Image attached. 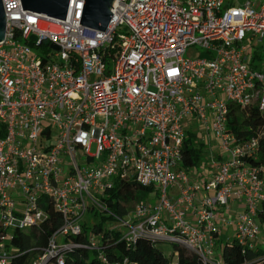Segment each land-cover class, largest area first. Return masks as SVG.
Masks as SVG:
<instances>
[{
	"label": "built area",
	"instance_id": "built-area-1",
	"mask_svg": "<svg viewBox=\"0 0 264 264\" xmlns=\"http://www.w3.org/2000/svg\"><path fill=\"white\" fill-rule=\"evenodd\" d=\"M83 1L68 0L63 20L1 0L0 264L18 255L15 231L37 228L46 204L61 225L29 264H64L79 246L99 264H124L101 253L97 234L71 240L89 207L106 210L99 197L115 180L156 197L106 212L121 240L178 243L209 264H220L222 226L253 244L264 229V163L249 161L258 137L237 141L228 118L231 106L264 111V0H112L104 31L79 23ZM191 46L203 54L183 57ZM192 122L216 141L213 171L182 166ZM233 202L241 207L230 216Z\"/></svg>",
	"mask_w": 264,
	"mask_h": 264
},
{
	"label": "trees",
	"instance_id": "trees-1",
	"mask_svg": "<svg viewBox=\"0 0 264 264\" xmlns=\"http://www.w3.org/2000/svg\"><path fill=\"white\" fill-rule=\"evenodd\" d=\"M259 59L254 54L255 61ZM230 131L235 135L237 141H244L250 137H258L259 152L257 159H250L252 164L264 163V111H260L256 106L252 109L240 111L237 107L231 106L228 118ZM193 133L186 131L182 148V166L185 168L197 167L201 164L200 148H196L191 139ZM152 192V188L141 185L135 180H115L112 188L106 190L104 195L99 197V201L106 210L99 211V219L95 222L82 224V231L76 236H71L75 243L85 244L89 233L99 235L102 254L110 262H123L124 264H172L170 256L165 255L158 247L157 243L147 238H140L136 243L131 244L120 239L118 230L111 228L104 229L103 223L106 219H112L106 212L123 215L129 210L126 204L132 203L134 206L139 201L145 200ZM47 217L37 228L28 231H15L12 244L18 248V255L11 264H29L32 259L47 244L49 236L61 225V215L51 205H44ZM258 221L264 226V201L258 210ZM172 246V256H175L176 264H209L204 263L200 256L178 243H170ZM254 244H240L234 238L226 240L218 254L220 264H264V249L254 247ZM31 248H34L31 250ZM99 264L98 252L79 246L69 253L64 264ZM54 260L47 264H53Z\"/></svg>",
	"mask_w": 264,
	"mask_h": 264
},
{
	"label": "rangeland",
	"instance_id": "rangeland-1",
	"mask_svg": "<svg viewBox=\"0 0 264 264\" xmlns=\"http://www.w3.org/2000/svg\"><path fill=\"white\" fill-rule=\"evenodd\" d=\"M256 43V42H255ZM260 45L259 47V52L261 54V59H264V39L262 42H258ZM204 52V49L199 47V46H191L188 47L184 54L183 57L188 58V59H194L197 57H200ZM40 55L43 56L44 52L40 51ZM182 124L185 126V122H182ZM191 132L193 133V137L191 139L193 145L196 148H200V160L201 163L206 162V166H208V170H212L213 168L209 167V159L211 156L215 157L217 154V145L216 141L211 137L206 134L204 129L197 123V122H192L190 125ZM94 150V146H91V151ZM209 175L211 173L209 172ZM145 200H149L150 202H155L156 197L152 195H148ZM127 209L130 211L133 210L134 205L132 203L126 204ZM99 211L100 209L97 207V205L94 206V208L90 207L85 211L84 215L82 216L83 222L88 223V222H96L99 219ZM117 223L116 220L114 219H106L103 223V228H111ZM230 229V230H229ZM225 233L227 235H231L232 233V228L230 227ZM256 247H260L264 249V229L260 230V233L258 234L256 241L254 240ZM157 247L167 256L171 257L172 262H174L175 257L172 256V246L170 243L167 242H158ZM73 264H77L76 260L73 261Z\"/></svg>",
	"mask_w": 264,
	"mask_h": 264
},
{
	"label": "water",
	"instance_id": "water-1",
	"mask_svg": "<svg viewBox=\"0 0 264 264\" xmlns=\"http://www.w3.org/2000/svg\"><path fill=\"white\" fill-rule=\"evenodd\" d=\"M22 9L36 13L60 18L64 20L68 0H20ZM112 0H84L80 20L83 26L104 31L109 22L111 12L109 10ZM5 31V16L0 0V40ZM53 47H56L54 44ZM158 243L159 241L156 240Z\"/></svg>",
	"mask_w": 264,
	"mask_h": 264
},
{
	"label": "crops",
	"instance_id": "crops-1",
	"mask_svg": "<svg viewBox=\"0 0 264 264\" xmlns=\"http://www.w3.org/2000/svg\"><path fill=\"white\" fill-rule=\"evenodd\" d=\"M231 207H232V209H231V211H229V212H230V214H229L230 216L232 215L231 213H232L234 210L240 208L241 206H239V203H237V202H233ZM223 215H225V214H223ZM229 215H228V217H230ZM229 228H230V227H224V226H222L221 229H220V234L218 235L217 243H216V247H217V251H218V253L220 252V250H221V248H222L224 242H225L226 240H230V239L233 238V237H232V233H231V235H229V236L227 235V233H225ZM229 230H230V229H229ZM255 241H256V239H255ZM253 244H254L253 246L256 247L255 242H253ZM258 248H260V247H258ZM174 257H175V256H174ZM173 263L176 264V263H175V260H174Z\"/></svg>",
	"mask_w": 264,
	"mask_h": 264
},
{
	"label": "bare ground",
	"instance_id": "bare-ground-1",
	"mask_svg": "<svg viewBox=\"0 0 264 264\" xmlns=\"http://www.w3.org/2000/svg\"><path fill=\"white\" fill-rule=\"evenodd\" d=\"M172 264H174V263H172Z\"/></svg>",
	"mask_w": 264,
	"mask_h": 264
}]
</instances>
